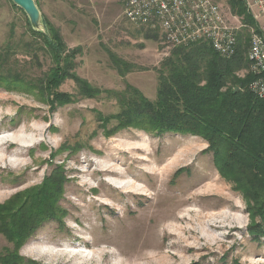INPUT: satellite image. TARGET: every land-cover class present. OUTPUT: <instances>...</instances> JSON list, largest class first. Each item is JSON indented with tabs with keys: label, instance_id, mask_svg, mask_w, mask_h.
Segmentation results:
<instances>
[{
	"label": "rangeland",
	"instance_id": "374dc122",
	"mask_svg": "<svg viewBox=\"0 0 264 264\" xmlns=\"http://www.w3.org/2000/svg\"><path fill=\"white\" fill-rule=\"evenodd\" d=\"M213 1L233 17L226 0ZM34 2L48 29L78 51L76 75L97 94L86 98L67 80L57 91L69 103L50 106L38 91L53 68L44 40L0 0V73L9 77L0 87V230L42 206L51 211L16 249L21 264H264L260 220L203 139L118 122L127 87L156 100L169 55L160 40L127 22L119 0ZM241 28L247 51L255 25ZM14 250L0 232V264Z\"/></svg>",
	"mask_w": 264,
	"mask_h": 264
},
{
	"label": "trees",
	"instance_id": "16d2710c",
	"mask_svg": "<svg viewBox=\"0 0 264 264\" xmlns=\"http://www.w3.org/2000/svg\"><path fill=\"white\" fill-rule=\"evenodd\" d=\"M226 1L232 16L244 26H253L243 0ZM43 25L49 33L32 32L43 38L53 68L38 91L46 94L52 107L69 103L70 96L57 91L67 80L73 81L84 97H95L97 91L76 75L78 51L67 49L59 33L48 29L44 22ZM145 32L146 40L159 39L156 32ZM240 37L238 34L237 51L231 59L219 57L206 43L170 48L157 71L156 100L150 102L137 89L127 87L120 96L124 107L117 118L122 128L133 127L159 136L190 135L203 139L213 154L215 169L232 178L248 197L251 213L260 220L257 228L264 234V99L256 98L248 90L251 74L244 78L236 76L248 63ZM113 60L117 64L118 60ZM119 74L123 76L126 72ZM6 76L8 72L0 73V87L6 85L5 79L9 78ZM18 81H21L19 77L14 78L13 84ZM45 208H37L21 225L15 221V227L1 225L0 232L15 246L14 251L1 259V264H21L16 249L27 241L42 217H49L51 211ZM1 222L5 223L4 218Z\"/></svg>",
	"mask_w": 264,
	"mask_h": 264
},
{
	"label": "built area",
	"instance_id": "2783aa9c",
	"mask_svg": "<svg viewBox=\"0 0 264 264\" xmlns=\"http://www.w3.org/2000/svg\"><path fill=\"white\" fill-rule=\"evenodd\" d=\"M243 1L255 24L246 51L253 77L248 90L256 98L264 99V0ZM119 3L124 19L156 32L166 50L206 43L219 57L231 59L237 51L240 27L250 29L240 24L237 17L228 18L213 0H119Z\"/></svg>",
	"mask_w": 264,
	"mask_h": 264
},
{
	"label": "water",
	"instance_id": "95a60500",
	"mask_svg": "<svg viewBox=\"0 0 264 264\" xmlns=\"http://www.w3.org/2000/svg\"><path fill=\"white\" fill-rule=\"evenodd\" d=\"M12 4L19 8L27 17L29 25L34 32L42 33L44 25L40 17L39 10L34 0H10Z\"/></svg>",
	"mask_w": 264,
	"mask_h": 264
}]
</instances>
